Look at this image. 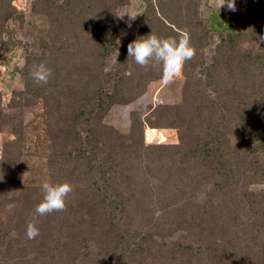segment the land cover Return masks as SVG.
I'll return each instance as SVG.
<instances>
[{
  "label": "rangeland",
  "instance_id": "374dc122",
  "mask_svg": "<svg viewBox=\"0 0 264 264\" xmlns=\"http://www.w3.org/2000/svg\"><path fill=\"white\" fill-rule=\"evenodd\" d=\"M212 3L0 0V264H45L49 250L58 264L69 227L67 247L106 262L125 244L127 264H264V0ZM151 33L195 50L171 82L128 57ZM41 63L46 84L32 77ZM44 182L73 191L66 210L37 217L53 238L38 243L26 228ZM9 204L20 207L7 225Z\"/></svg>",
  "mask_w": 264,
  "mask_h": 264
},
{
  "label": "clouds",
  "instance_id": "9594fccd",
  "mask_svg": "<svg viewBox=\"0 0 264 264\" xmlns=\"http://www.w3.org/2000/svg\"><path fill=\"white\" fill-rule=\"evenodd\" d=\"M212 6L219 11L222 7L232 12L237 10L236 0H213ZM260 39L264 40V37ZM127 53L128 57H133L135 63L141 67L162 66V79L165 82H171L182 73L186 62L193 58L195 50L187 35L177 41L172 38L161 39L151 33L147 37H139L130 42L127 46ZM51 76L52 70L43 63L36 66L32 72L34 81L40 84H46ZM42 191L43 199L35 208L36 216L26 228V236L30 240L40 234L36 227L37 217L66 210L67 197L73 191V186L67 182L59 184L44 182ZM14 207V204L7 205L9 211Z\"/></svg>",
  "mask_w": 264,
  "mask_h": 264
},
{
  "label": "trees",
  "instance_id": "16d2710c",
  "mask_svg": "<svg viewBox=\"0 0 264 264\" xmlns=\"http://www.w3.org/2000/svg\"><path fill=\"white\" fill-rule=\"evenodd\" d=\"M18 18L22 19V18H24V16L22 14H20L18 16ZM116 46H117V35H111L106 46H105V48H104V55L108 60L112 59V56L114 55V52L116 50ZM96 104H98V101L96 99L91 98L88 102L90 109L93 108ZM88 116H89V114H87L85 117H82L83 121L82 120L80 121L82 123H79V125L77 126L78 131L81 130L80 132H82V133H88L89 132V129L85 128V125H86L85 122L88 119ZM79 140H81L83 143L87 142V138H85L82 135L79 137ZM87 148H88L87 146L82 144L81 146L74 147L73 151H74V153L75 152L83 153L86 150H91L90 148H88V149ZM216 156H218V155L216 154ZM71 157H72V155L68 154L65 158H63L65 160L66 164L71 159ZM98 186L100 187V189H102L103 194L106 197H108V199H109V202L111 204V212L110 213L117 217L118 213H119V205H120L119 199L114 196L113 190L108 185L105 186L102 182L101 184L98 183ZM18 208L17 209L15 208V210L12 209L11 211H9L8 208L5 209V211L7 212L6 216L8 217V220H9V221H5V223L7 225L15 224L17 222V221H10V219L14 216L13 214H17L19 212V211H17ZM120 212H121V210H120ZM24 215H25V213H24ZM68 218L69 217L65 215V219H68ZM67 221H65V222L63 220H62V222L58 221V223H60V231L62 228L69 227V222H67ZM70 232L71 231H70V227H69V229L67 230V232L65 234V238L60 237L63 241L61 239H59V241H56L55 246L52 247L54 249L55 254L58 255V258H57L58 264H127L128 260H131L130 258H132L133 254L130 253L131 250H129V247L128 246L126 247L125 244L120 249H117L115 244H114V246L111 248V252L110 253L108 252V254H107L108 255L107 257L109 258V262H106L104 260L105 256H103V253L99 252V256H98V255H96L95 252L91 251L88 248H85L84 246L82 248L81 247L74 248L71 246L67 247L66 244L68 243V241L70 239V235H71ZM51 237H52V234H51L49 228L48 229L46 228L45 231L43 228V230H42V232H40L39 236L33 240L36 242V239H37L38 243H41V242L44 243L46 240L52 241L53 238L50 239ZM60 243L63 244L64 246L62 248H60L59 250H56L57 247L60 246ZM13 246H14V243L11 245V247H13ZM60 250H61V253L59 252ZM45 254L49 257L47 260H44L45 264H50L51 260L56 262V259L54 257H51L50 250L48 252H46ZM33 264H40V263L36 259V260H34ZM51 264H53V263H51Z\"/></svg>",
  "mask_w": 264,
  "mask_h": 264
}]
</instances>
